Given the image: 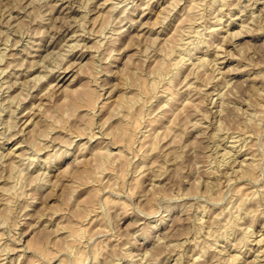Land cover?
<instances>
[{
    "label": "rangeland",
    "instance_id": "rangeland-1",
    "mask_svg": "<svg viewBox=\"0 0 264 264\" xmlns=\"http://www.w3.org/2000/svg\"><path fill=\"white\" fill-rule=\"evenodd\" d=\"M194 2L0 0V264L264 262V0Z\"/></svg>",
    "mask_w": 264,
    "mask_h": 264
},
{
    "label": "bare ground",
    "instance_id": "bare-ground-1",
    "mask_svg": "<svg viewBox=\"0 0 264 264\" xmlns=\"http://www.w3.org/2000/svg\"><path fill=\"white\" fill-rule=\"evenodd\" d=\"M108 1V0H107ZM214 1V0H213ZM221 1V0H220ZM195 2H197V1H195ZM195 2H194V0H193V3H192V7L194 6V4H195ZM217 3V2H216ZM196 5V4H195ZM198 5V4H197ZM196 5V6H197ZM211 5L213 6V4L211 3ZM191 6V5H190ZM195 6V7H196ZM235 6V5H234ZM248 6V5H247ZM192 7H191V9H192ZM195 7H194V9H195ZM249 7V6H248ZM251 7V6H250ZM184 8H185V6H184ZM183 8V9H184ZM247 8V7H246ZM194 9H192V11L194 10ZM220 9V8H219ZM162 10V9H161ZM164 10V9H163ZM251 10V9H250ZM254 10V9H253ZM188 11H190V8H189V10ZM162 12V11H161ZM258 13H259V11H258ZM242 14V13H241ZM259 15V14H258ZM257 15V16H258ZM261 15V14H260ZM227 16V15H226ZM218 19V18H217ZM252 19V18H251ZM258 23V22H257ZM137 24V23H136ZM254 24H255V22H254ZM216 26H214V28L211 30V36H217V35H219V33L221 32V29L223 28V27H221V26H218L219 24L218 23H216L215 24ZM221 25V24H220ZM254 26V25H253ZM165 27V26H164ZM216 27H218L217 29H215ZM244 27V26H243ZM227 31V30H226ZM158 33V32H157ZM159 34V33H158ZM162 34V33H161ZM158 36V35H157ZM72 37V36H71ZM210 37V36H209ZM225 37H227L226 35H225ZM205 38H207V37H205ZM211 38V37H210ZM213 38V37H212ZM226 38H223V40L224 41H226L225 40ZM82 40V39H81ZM153 41H154V39H153ZM202 41V40H201ZM205 41H206V39H205ZM209 41H210V39H209ZM209 41H207L208 43H209ZM223 41V42H224ZM66 42V41H65ZM157 42V41H156ZM189 42V41H188ZM198 42V41H197ZM204 41H202V43H203ZM67 43V42H66ZM196 43V42H195ZM194 43V44H195ZM198 43H200V42H198ZM74 44H76L75 42H74ZM78 44V43H77ZM156 44V43H155ZM201 44V43H200ZM200 44H195L194 46H193V48L194 49H198V47H200L199 45ZM154 45V44H153ZM70 46V45H69ZM76 46V45H75ZM70 48H72V47H70ZM218 48V47H217ZM221 47L219 46V49H220ZM220 52V51H219ZM218 53V52H217ZM217 55V54H216ZM218 55H219V53H218ZM218 55H217V57H218ZM220 55H221V53H220ZM27 59V58H26ZM161 59V61H162V58H160ZM220 59V58H219ZM34 60V59H33ZM165 60V59H164ZM216 60V59H215ZM31 62V61H30ZM160 62V61H159ZM185 62V61H184ZM205 62H207V59H206V57L204 58H202L201 60H200V63H199V66H203L204 65V63ZM180 63V62H179ZM198 63V62H197ZM42 64V63H41ZM162 64H166L165 62L164 63H162ZM185 64V63H184ZM196 64V63H195ZM194 63H193V67H194V65H195ZM159 65V64H158ZM158 65H157V67H158ZM160 65H161V63H160ZM167 65V64H166ZM179 65V64H178ZM182 65H183V63H182ZM181 65V66H182ZM31 66H32V64H31ZM73 66V65H72ZM164 66V65H163ZM163 66H162V68H163ZM22 67H23V64H22ZM156 66H155V68H157ZM160 67L161 66H159V69H160ZM184 67V66H183ZM182 67V68H183ZM192 67V68H193ZM30 68V67H29ZM161 68V69H162ZM166 68V67H165ZM180 68V67H179ZM179 68H178V70H179ZM221 69V68H220ZM29 70V69H28ZM153 70V69H152ZM192 70V69H191ZM30 71V70H29ZM160 72H161V70H159ZM158 71V69H157V72H159ZM181 71V70H180ZM218 71H219V68H218ZM162 72H164L163 70H162ZM177 72V74L179 73L178 71H176ZM222 72V71H221ZM152 73V72H151ZM155 73V72H154ZM181 73V72H180ZM192 73V72H191ZM196 73V72H195ZM223 73V72H222ZM156 74V73H155ZM159 74V73H158ZM157 74V75H158ZM161 74V73H160ZM174 74V73H173ZM176 74V73H175ZM189 74V73H188ZM152 75L155 77V75L152 73ZM152 75L150 76V77H152ZM162 75V74H161ZM163 76V75H162ZM175 76V75H174ZM44 77V76H43ZM158 77V76H157ZM256 77V76H255ZM263 77V76H262ZM174 78V77H173ZM188 78V77H187ZM153 80L154 79H156V78H152ZM38 80V79H37ZM173 80V79H172ZM151 81V80H150ZM147 82V81H146ZM145 82V84H147ZM155 82V81H154ZM163 82V81H162ZM183 82H184V80H183ZM151 83V82H150ZM167 83H169V82H167ZM173 83V82H172ZM23 84V83H22ZM144 84V86H145V88H146V85ZM149 84V83H148ZM147 84V85H148ZM254 85V84H253ZM16 86V85H15ZM59 86V85H58ZM155 86V85H154ZM159 86V85H158ZM163 86V85H162ZM185 86V85H184ZM190 86H191V84H190ZM151 87H152V84H151ZM150 87V88H151ZM161 87V86H160ZM144 88V87H143ZM148 88H149V86H148ZM153 88H155V87H153ZM153 88H151V89H153ZM159 88V87H158ZM163 88H165V87H162V89ZM168 88H170L171 89V82L169 83V85H168V87H166L165 88V90H163L164 92L163 93H165V92H168ZM192 88V87H191ZM147 89V88H146ZM92 90H94V89H92ZM91 90V91H92ZM144 90V89H143ZM150 90V89H149ZM156 90H158L157 89V86H156V88H155V90L154 91H156ZM255 90H256V88H255ZM257 90H258V88H257ZM261 90V89H260ZM262 90H264V89H262ZM150 92V91H149ZM158 92V91H157ZM170 92V91H169ZM260 91H258V93H259ZM144 93H145V91H144ZM159 93V92H158ZM175 93L176 94H179V92L177 91H175ZM146 94V93H145ZM220 94V93H219ZM257 96L259 95V96H262L260 93L259 94H257V93H255ZM167 95H168V93H167ZM175 95V94H174ZM173 95V97L175 98V96ZM181 95V94H180ZM34 96V95H33ZM220 96V95H219ZM221 96H222V94H221ZM224 96V95H223ZM8 97V96H7ZM28 97H29V95H28ZM37 97V96H36ZM141 97H142V94H141ZM140 97V98H141ZM171 97V96H170ZM263 97V96H262ZM10 98V97H9ZM8 98V99H9ZM122 98V97H121ZM156 98V97H155ZM261 98V97H260ZM137 99H139V98H137ZM142 99V98H141ZM171 99V98H170ZM7 100V99H6ZM124 99H122V101H123ZM172 100H173V98H172ZM203 100V99H202ZM201 100V101H202ZM260 100V99H259ZM5 101V100H4ZM12 101V100H11ZM121 101V100H120ZM121 101V102H122ZM131 101V100H130ZM166 101H168V100H166ZM141 102V101H140ZM171 102V101H170ZM123 103V102H122ZM127 103V102H126ZM135 103V102H134ZM169 103V102H168ZM122 105H127V104H125V103H123ZM141 105V104H140ZM166 105L167 106H169V104H167L166 103ZM215 105H216V103H215ZM253 105V104H252ZM36 106V105H35ZM131 105H129V107H130ZM159 106V105H158ZM165 106V104H162V107H164ZM166 106V107H167ZM186 106V105H185ZM259 106H261V105H259ZM9 107H11V106H9ZM171 107V106H170ZM170 107H169V109H170ZM222 107V106H221ZM33 108V107H32ZM183 108V107H182ZM262 108V107H261ZM171 109H172V107H171ZM188 109H186V111H187ZM171 111H173V110H171ZM200 111H201V108H200ZM204 113H206V111L204 112ZM192 115H194L193 113L191 114V116ZM21 116V115H20ZM34 116V115H33ZM195 116V115H194ZM194 116H192V117H194ZM206 116H207V114H206ZM162 116H160V118H161ZM163 117H165V115H163ZM162 117V118H163ZM191 117V118H192ZM199 117V116H198ZM137 118V117H136ZM220 118H221V116H220ZM139 119V118H138ZM199 119V118H198ZM31 120V119H30ZM30 120H28V121H30ZM133 120H134V118H133ZM207 120V119H206ZM135 121V120H134ZM154 121H156V120H152V122L151 123H153V125H154ZM162 121V120H161ZM160 121V122H161ZM173 121V120H172ZM196 121H198V120H196L195 119V122ZM119 122H120V120H119ZM130 122L132 123L133 121H131V119H130ZM150 122H149V125H150ZM157 122V121H156ZM155 122V123H156ZM174 122V121H173ZM191 122V121H190ZM123 123V122H122ZM121 123V125L120 126H118L119 127V133L121 134V136L119 137V140H121V138H122V136L124 137V139L125 138H127V140H131V141H133L134 140V138H132V133H134V132H129V131H132L133 130V128H132V126H131V124H130V126H131V129L132 130H130V128L126 125V124H129V120H128V123H126V124H122ZM176 123V122H175ZM197 123V122H196ZM32 124V123H31ZM37 124V123H36ZM42 124H44V123H42ZM42 124H40V125H42ZM139 124V123H138ZM134 125V124H133ZM152 125V124H151ZM195 125H198V124H195ZM191 126V125H190ZM47 127V125L44 127V128H46ZM118 127L117 126H115V128L116 129H118ZM146 127H149L148 125L146 126ZM43 128V127H42ZM44 128H43V130H44ZM134 128H137L136 126L134 127ZM139 128V127H138ZM169 128V127H168ZM171 128V127H170ZM169 128V129H170ZM173 128V127H172ZM171 128V129H172ZM190 128V127H189ZM168 129V130H169ZM21 130H23V129H21ZM139 130V129H138ZM137 130V131H138ZM195 130V129H194ZM28 131V130H27ZM46 131V130H45ZM116 131V130H115ZM259 131V130H258ZM22 132V131H21ZM29 132V131H28ZM42 132V131H41ZM139 132V131H138ZM171 132V131H170ZM173 132V131H172ZM43 133V132H42ZM140 133V132H139ZM135 134V133H134ZM141 134H143V139H145L146 137V135L144 136V133L142 132ZM136 136V135H135ZM141 136V135H140ZM133 137H134V135H133ZM116 138H118V137H116ZM136 139V138H135ZM141 138H139V140H140ZM147 139V138H146ZM145 139V140H146ZM237 139V138H236ZM127 140H125L126 142H127ZM142 140V139H141ZM121 141H124V140H121ZM129 141L127 142V143H129ZM131 141H130V143H131ZM135 141H137V140H135ZM133 143V142H132ZM135 143V142H134ZM154 143V142H153ZM108 144V143H107ZM264 144V143H263ZM109 145H111V144H109ZM155 145H156V143H154V147H155ZM251 146H256V144L254 143V145L252 144ZM257 146H258V144H257ZM256 146V147H257ZM153 147V146H152ZM152 148L154 151H156L157 150V148L155 147V148ZM233 147V146H232ZM111 148V147H110ZM107 149H109L108 148V146L106 145V149L105 150H103L102 151V148H101V152H99L98 154V157H100V158H102V159H108L110 156H111V151H109V150H107ZM156 149V150H155ZM254 149V148H253ZM256 149V148H255ZM153 150H151L152 152H153ZM259 150V149H258ZM122 151V150H121ZM121 151H119V152H121ZM255 151H257V149L255 150ZM119 152H115L116 154L117 153H119ZM254 152V151H253ZM96 153V152H95ZM94 153V154H95ZM121 153H124V152H121ZM257 153H259V151L257 152ZM257 153H252V159L250 160V161H247L246 160V162H242V165L240 166V168L238 169L239 171H238V173L239 172H242L244 175H251L252 173H254L255 171H256V169L259 167H257V163H258V161H259V158H258V161H256L257 160V158H256V156H257ZM57 154V153H56ZM120 154V153H119ZM238 154V153H237ZM243 154V153H242ZM2 155H3V153H2ZM55 155V154H54ZM53 155V156H54ZM114 155V154H113ZM148 155H150V154H148ZM49 156V155H48ZM97 156V155H96ZM122 157H123V154L121 155ZM120 157V156H119ZM17 158V157H16ZM124 158V157H123ZM247 158V157H246ZM15 159V158H14ZM126 157H125V161H126ZM108 162V161H107ZM127 162V161H126ZM240 162V161H239ZM16 163V162H15ZM99 164H101V163H99ZM104 164V163H103ZM241 164V163H240ZM258 165H259V163H258ZM87 166H88V164H87ZM145 166V165H144ZM89 167V166H88ZM144 168V167H143ZM85 169V168H84ZM84 169L83 170H81V171H84ZM233 170V169H232ZM237 171V170H236ZM258 171H259V169H258ZM79 173H80V171H78ZM215 173V172H214ZM77 174V173H76ZM81 174H82V172H81ZM80 174V175H81ZM90 174V173H89ZM95 174V173H94ZM255 174H257L256 172H255ZM84 175H85V172H84ZM91 175V174H90ZM90 175H89V177H90ZM214 175V174H213ZM256 176V175H255ZM258 176H259V174H258ZM95 177V176H94ZM252 177H253V174H252ZM77 178H79V175H78V177ZM87 179H88V176H87ZM94 180V179H93ZM92 180V181H93ZM88 183V182H87ZM92 183V182H91ZM90 184V183H89ZM79 185V184H78ZM80 186H81V184H80ZM79 186V187H80ZM91 186V185H90ZM263 186H264V184H263ZM262 186V187H263ZM94 189H96L95 187H94ZM261 189H263V188H261ZM258 190V191H262V190ZM97 190V189H96ZM99 190H100V188H99ZM101 191V190H100ZM93 192H94V190H93ZM255 192V191H254ZM95 193V192H94ZM101 193V192H100ZM256 193V192H255ZM262 194H264V193H262ZM254 196H256L254 193L252 194V196L251 197H246V198H243L242 200H241V204H248L249 202H251L252 200H253V197ZM255 199H256V197H255ZM260 199V198H259ZM98 200V199H97ZM99 201V200H98ZM259 201V200H258ZM97 202V201H96ZM154 202V201H153ZM153 202H151L152 203V205L154 204ZM260 203V202H259ZM83 204V203H82ZM258 204V203H257ZM99 205V203L98 204H96V206H98ZM258 205H260V204H258ZM84 206V205H83ZM89 206H93L94 208H95V206H94V203H93V205H89ZM78 207H79V205H78ZM100 207V206H99ZM87 208H88V206H87ZM91 208V207H90ZM97 209V208H96ZM242 209H243V207H242ZM251 209V208H250ZM83 210V209H82ZM87 210V209H86ZM168 210V209H167ZM169 210H171V209H169ZM168 210V211H169ZM252 210H254V209H252ZM97 211V210H96ZM246 212H243L244 213V216L242 217V215H237V216H235V218H233V221H232V224L231 225H229L230 227H232V228H239V225H241V224H236V222H238V221H240V222H242L241 221V219H244L245 217H249V215H250V213H251V210H249V209H247V210H245ZM88 212V211H87ZM93 212V211H92ZM253 212V211H252ZM84 214H86V213H84ZM251 215H252V213H251ZM250 215V216H251ZM100 218V217H99ZM233 224H236V225H233ZM71 225V224H70ZM73 225V224H72ZM74 225H75V222H74ZM73 225V226H74ZM264 225V224H263ZM73 226H72V228H71V231L73 230ZM81 226V225H80ZM234 226V227H233ZM75 227H77L76 225H75ZM70 228V227H69ZM81 228H82V226H81ZM154 228V227H153ZM263 228V227H262ZM75 229H77V228H75ZM75 229L70 233L71 234V236H73V238H74V240L78 237V236H76V235H79L80 234V227L78 228V230L77 231H75ZM83 229V228H82ZM84 230V229H83ZM73 232L75 233V234H73ZM252 233V230L250 229V227H249V229H248V231H245V233H244V235H242L241 237H242V239L240 238V241H239V245H240V243L241 244H243V246L245 245H247L249 242H250V237H251V233ZM82 234V233H81ZM83 235V234H82ZM71 236H68V237H70V239L72 238ZM255 236V235H254ZM263 236V235H262ZM67 237V238H68ZM81 237V236H80ZM79 238V237H78ZM162 238V237H161ZM80 239V238H79ZM163 239V238H162ZM165 239V238H164ZM69 240V239H68ZM73 240V239H72ZM72 240H70V242H72ZM73 240V241H74ZM255 240V239H254ZM263 242H264V237L261 239ZM261 240H259V241H261ZM77 240H75L74 242H76ZM164 241V240H163ZM260 243V242H259ZM41 244V243H40ZM257 244H258V242H257ZM171 245H174V244H171ZM206 245V244H205ZM209 245V244H208ZM47 246V245H46ZM51 246V245H50ZM66 246H68L67 244H66ZM176 246V245H175ZM211 246H213L212 244H211ZM229 246V245H228ZM44 247V246H43ZM48 247V246H47ZM47 247H45V248H47ZM64 247V246H63ZM69 247V246H68ZM67 247V248H68ZM226 247H227V245L223 248V250H225L226 249ZM234 247V246H233ZM40 248H41V246H40ZM65 248V247H64ZM70 248V247H69ZM212 248V247H211ZM256 248V247H255ZM50 249V248H49ZM222 249V248H221ZM39 250H41V249H39ZM71 250V249H70ZM227 250V249H226ZM239 250V249H238ZM251 250V249H250ZM262 250H264V248L262 249ZM43 251L45 252V253H43V255L45 254H48L49 255V253H50V251H52V249L49 251H47L46 249H43ZM211 251H213V250H211L209 247H208V249L207 248H205V249H202L197 255H196V257L194 258V260H192L193 262L191 263V264H204L203 262H205L204 261V256L205 255H207V254H210V252ZM53 252V251H52ZM197 252V251H196ZM219 252V251H218ZM233 252V251H232ZM226 253V252H225ZM50 254H52L53 255V253H50ZM125 255H126V253H124ZM259 254H261V253H259ZM44 255V256H45ZM211 255H212V253H211ZM231 255V254H230ZM232 255H234L232 258L230 257V260L228 261H226V264L228 263V264H242V259H243V251L242 250H239V252H237V253H235V254H232ZM133 256H135V255H133ZM180 256V255H179ZM210 256V255H209ZM214 257H213V259H215L216 258V255H213ZM256 256V255H255ZM46 257V256H45ZM48 257V256H47ZM260 257H261V255H260ZM97 259H98V257H96ZM182 258V257H181ZM218 258V257H217ZM227 258V257H226ZM258 258V257H257ZM262 258V257H261ZM96 259V260H97ZM143 259H145V257L143 258ZM262 259H264V257L262 258ZM147 260V259H146ZM177 260V259H176ZM185 260V259H184ZM224 260H225V258H224ZM254 260V259H253ZM132 261V260H131ZM141 261H143V260H141ZM214 261H216V259L214 260ZM223 261V260H222ZM243 261H244V259H243ZM250 261V260H249ZM255 261V260H254ZM149 263H150V261H148ZM177 262H178V260H177ZM224 262V261H223ZM252 262V261H251ZM250 262V263H251ZM135 263V262H134ZM218 263H219V260H218ZM249 263V262H248ZM146 264H147V261H146ZM178 264V263H177ZM189 264V263H188ZM253 264H264V262H260V263H256V262H253Z\"/></svg>",
    "mask_w": 264,
    "mask_h": 264
}]
</instances>
